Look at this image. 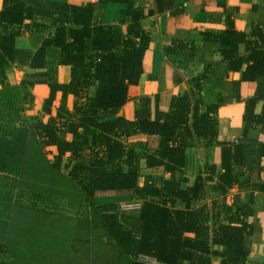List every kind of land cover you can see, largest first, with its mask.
I'll return each instance as SVG.
<instances>
[{
  "label": "trees",
  "instance_id": "trees-1",
  "mask_svg": "<svg viewBox=\"0 0 264 264\" xmlns=\"http://www.w3.org/2000/svg\"><path fill=\"white\" fill-rule=\"evenodd\" d=\"M95 8L107 18L93 22ZM118 12L117 20L108 15ZM144 9L133 0H97L80 6L41 0H4L0 10V264H243L248 256L244 238L251 231L245 216L251 208L201 204L207 194L225 196L238 183L248 142L222 150L221 169H204L192 184L186 178H151L142 184L145 168L182 171L194 138L206 145L216 138L217 104L198 112L202 81L193 76L189 89L173 97L167 111L154 100L139 99L133 120L118 114L127 89L137 84L148 35ZM47 20V23L45 21ZM124 26V29H123ZM52 30V31H51ZM258 30V29H257ZM48 32L32 56L31 68H42L47 47L60 50V65L70 80L60 83L46 72L49 94L41 112L50 114L58 92L75 98L71 110L57 107L46 121L27 115L32 106L29 83L5 84L6 69L17 55L18 36ZM259 32V31H258ZM206 38L222 46L229 70L246 67L242 80L264 76V49L231 26ZM249 51L243 59L237 47ZM193 44L173 39L164 48L168 60L187 68ZM264 83L245 102L243 133L255 127L264 132ZM70 135L68 139L66 136ZM156 137V147H129L131 140ZM53 148V150H51ZM259 155H262L260 152ZM203 174V175H202ZM213 184H209L213 178ZM132 191L139 208L119 209L117 203H98L97 193ZM88 215L69 216L62 203ZM87 205V207H86Z\"/></svg>",
  "mask_w": 264,
  "mask_h": 264
},
{
  "label": "crops",
  "instance_id": "crops-1",
  "mask_svg": "<svg viewBox=\"0 0 264 264\" xmlns=\"http://www.w3.org/2000/svg\"><path fill=\"white\" fill-rule=\"evenodd\" d=\"M4 0H0V10ZM61 2L80 6L95 3L97 0H41ZM136 7L145 10L142 26L148 35L147 46L141 60V74L137 84L127 89V99L118 114L127 120H133L139 99L148 97L151 100V116L154 113V100L161 111H167L173 97L181 96L189 89L193 76L206 74L202 81L198 112L203 114L209 105L217 104L216 138L213 144L206 145L195 139L185 154L182 171L166 172L162 167L145 168L142 171L141 183L151 178L159 185L163 179H187L192 184L204 169L214 167L220 173L223 147L248 142L252 151L239 165L238 183L228 190L225 196L214 192L207 194L201 202L210 211L222 209L223 204L241 205L251 208L245 216L251 224L249 235L244 238L248 248V256L243 264H264V132L259 128H251L243 133V111L247 99L255 96L257 83H264V76L255 81L242 80L241 74L246 67L244 61L238 70H229L227 61L221 54L222 46L209 41L206 36L219 35L231 26L238 32L246 34L247 39L257 43L264 49V0H133ZM93 22L99 23L107 18L106 8H95ZM118 12L112 11L108 18L117 20ZM47 23V20H43ZM124 29V26H123ZM258 29V30H257ZM52 31V30H51ZM259 31V32H258ZM48 32L24 34L15 40L17 55L14 62L6 69L5 84L19 86L29 83L33 97L32 106L27 115L38 116L46 121L55 115L57 107L71 110L75 98L72 94L58 92L55 95L50 114H43L41 108L49 94L46 83L48 71L60 83L70 80V69L60 65V50L47 47L42 68H31L30 62L35 51L41 46ZM188 41L193 44V55L188 60L187 68H182L167 59L164 48L172 40ZM249 51L243 43L237 47V55L245 59ZM0 84V89H1ZM264 100L255 105V113H260ZM68 139L70 135L66 136ZM158 139L131 140L129 147L148 145L156 147ZM53 150V148H51ZM262 152V155H259ZM203 175V174H202ZM209 182L213 184L214 180ZM115 198L110 202L127 203L138 209L139 202L132 191H109L97 193L95 200ZM129 211V209H123ZM150 264V263H147ZM151 264H157L154 260ZM219 264V260L213 261Z\"/></svg>",
  "mask_w": 264,
  "mask_h": 264
},
{
  "label": "rangeland",
  "instance_id": "rangeland-1",
  "mask_svg": "<svg viewBox=\"0 0 264 264\" xmlns=\"http://www.w3.org/2000/svg\"><path fill=\"white\" fill-rule=\"evenodd\" d=\"M111 200H114L115 202V198L109 197V198H102V199H97L98 203H104V202H110ZM61 206V209L64 213H66L69 216H73V215H88L89 211H88V207L86 205V209L85 208H81L78 210V207L75 209H70L67 207V205L63 202ZM119 209L123 210V209H129V211L135 210L136 208L133 206V204L128 205L127 203H123V204H119Z\"/></svg>",
  "mask_w": 264,
  "mask_h": 264
},
{
  "label": "built area",
  "instance_id": "built-area-1",
  "mask_svg": "<svg viewBox=\"0 0 264 264\" xmlns=\"http://www.w3.org/2000/svg\"><path fill=\"white\" fill-rule=\"evenodd\" d=\"M140 260L144 263H152L154 261V259H152L151 257L148 256H140Z\"/></svg>",
  "mask_w": 264,
  "mask_h": 264
}]
</instances>
